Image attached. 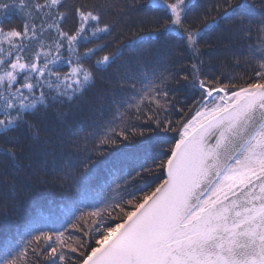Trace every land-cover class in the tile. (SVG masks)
Returning <instances> with one entry per match:
<instances>
[{"label": "snow or ice", "instance_id": "obj_1", "mask_svg": "<svg viewBox=\"0 0 264 264\" xmlns=\"http://www.w3.org/2000/svg\"><path fill=\"white\" fill-rule=\"evenodd\" d=\"M137 5L0 0V157L12 165L0 164L5 215L8 196L92 179L110 147L145 135L134 121L175 133L163 158L103 178L126 190L158 173L140 195L81 212L71 231L34 220L26 243H0V264H264V0H217L201 15L194 0H149L150 22L129 23ZM225 22L231 65L212 72L215 46L204 37ZM98 83L105 92L85 130L76 116ZM50 117L64 127L50 130Z\"/></svg>", "mask_w": 264, "mask_h": 264}, {"label": "trees", "instance_id": "obj_2", "mask_svg": "<svg viewBox=\"0 0 264 264\" xmlns=\"http://www.w3.org/2000/svg\"><path fill=\"white\" fill-rule=\"evenodd\" d=\"M83 2L85 0H69V4ZM88 2L94 3L95 0H88ZM216 2L217 0H194L196 4L194 12L197 15H201L205 8ZM250 2H254V0H250ZM137 6L143 9V11L129 23L134 24L138 19L150 22L153 13L149 10V0H138ZM109 19L114 20L116 16L111 15ZM13 20L15 23H19L17 17L14 16ZM227 25L228 22H225L220 28L209 32L204 37L205 42L215 46L213 54L216 56V60L211 65H208L212 72L220 70L222 64L231 65V53L226 46L228 40L226 33ZM73 26L74 21L70 16L66 27L71 28ZM124 27V25L121 26V28ZM120 31L121 29H117L116 36H119ZM134 31V28L130 29L128 34L121 39L120 43L126 44L132 38ZM143 46L150 47L151 45L145 42ZM178 47L180 46L178 45ZM236 47L238 46L233 45V48ZM136 51H139V49H136ZM131 55H134V53L125 50V58ZM186 56L187 54L185 53L183 57L178 58L186 59ZM224 71L226 74H229L232 70L230 67H226ZM105 75L112 76L113 73L110 71ZM103 92H105L104 85L98 83L97 88L89 94L80 113L76 116L79 126L85 130H88L89 126L95 122V115L91 111V107L95 106L98 96ZM178 98L181 101L187 100L189 103L191 102L188 93L182 92ZM107 118H110V115L106 116ZM173 118H178V116H174ZM133 123L145 129V135L142 137L136 136L132 138L131 142H123L110 147L108 154L105 157L98 158L100 162L97 165H93L96 168V173L92 179L86 180L77 174L74 180L69 181L63 188L55 185H36L31 194L23 200H14L11 196H8L7 202L9 207L7 214L5 215L3 211H0V243L7 238H12L21 245L26 243L30 239L27 235L26 226L34 220H39L38 226L44 229L59 231L68 229L71 231V222L81 212L95 211L98 208L107 207L112 203L113 199L130 198L133 194L140 195L139 188L155 182L158 173L156 175H145L143 180L131 182L126 190L123 188L117 190L116 185L111 184V178L108 180L103 179L104 177H108L110 171L116 175H126L133 168L138 169L140 164L150 165L153 157L163 158V152L167 150V147L172 143V137L175 136V133H165L159 129H155L154 125L151 126L152 131H147L150 127L149 124H144L140 121H134ZM48 127L50 130L55 129L56 131H60L64 125L57 121L55 117H50ZM80 155L83 157L84 154L81 153ZM0 164L12 169V165L3 160L2 157H0ZM73 164L79 168V161L75 160V158L73 159ZM77 189H80V191L78 192ZM0 193H7V187L0 186Z\"/></svg>", "mask_w": 264, "mask_h": 264}]
</instances>
